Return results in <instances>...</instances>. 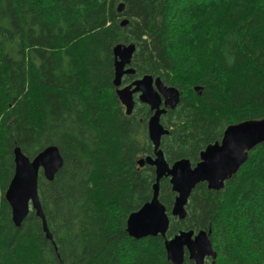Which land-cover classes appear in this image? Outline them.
Here are the masks:
<instances>
[{"label":"trees","instance_id":"16d2710c","mask_svg":"<svg viewBox=\"0 0 264 264\" xmlns=\"http://www.w3.org/2000/svg\"><path fill=\"white\" fill-rule=\"evenodd\" d=\"M117 43L135 44L123 84L150 74L180 92L160 117L169 164L194 165L229 124L264 117V0H0V264H172L162 236L126 231L155 174L137 164L153 156L152 112L134 96L126 114L115 93ZM48 145L63 158L52 180L38 175L51 240L32 209L15 226L4 198L13 148L32 158ZM175 195L162 177L167 238L210 230L204 264H264V143L221 189L198 183L183 219Z\"/></svg>","mask_w":264,"mask_h":264},{"label":"water","instance_id":"95a60500","mask_svg":"<svg viewBox=\"0 0 264 264\" xmlns=\"http://www.w3.org/2000/svg\"><path fill=\"white\" fill-rule=\"evenodd\" d=\"M119 3L117 11L122 10ZM123 18L120 25H125ZM135 50L134 43H117L112 48L114 58L113 85L115 93L130 114L134 107V95L148 105L152 112L147 120V135L153 145V156L147 155L137 160L139 166L148 164L154 167L152 195L137 210L130 212L126 219V231L132 238L160 235L164 238L166 258L172 264H182L185 255L194 264H204L205 258H216L209 238L210 230H180L172 237H166L169 227V216L159 200V183L162 177H168L172 191L176 193L171 208V215L183 219L186 215L185 205L194 187L205 182L209 189L219 190L225 180L238 171L248 158L249 151L258 144L264 143V117L246 119L229 124L223 131L220 141L209 143L200 152V159L194 165L187 158H180L169 164L159 147L161 136L169 131L160 117L167 109H174L180 101L179 90L166 85L159 76L144 74L128 84L122 83V77L132 74L130 66ZM197 90L198 87L194 86ZM14 171L4 191V198L11 209V219L15 226L32 209L41 219L42 229L48 239H52L46 224L44 212L38 195L39 171L47 180H52L63 164V158L55 145H48L35 156L29 158L19 146L13 148Z\"/></svg>","mask_w":264,"mask_h":264},{"label":"flooded vegetation","instance_id":"af4514ba","mask_svg":"<svg viewBox=\"0 0 264 264\" xmlns=\"http://www.w3.org/2000/svg\"><path fill=\"white\" fill-rule=\"evenodd\" d=\"M134 96H136L137 97V95L135 94Z\"/></svg>","mask_w":264,"mask_h":264}]
</instances>
